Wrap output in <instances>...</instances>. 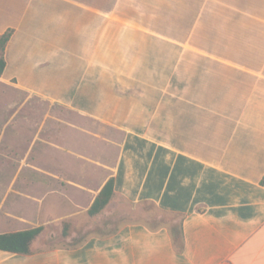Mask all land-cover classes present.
Masks as SVG:
<instances>
[{"label":"crops","instance_id":"obj_1","mask_svg":"<svg viewBox=\"0 0 264 264\" xmlns=\"http://www.w3.org/2000/svg\"><path fill=\"white\" fill-rule=\"evenodd\" d=\"M8 29L0 81L74 119L39 125L47 157L0 172V233L43 226L0 264H264V0H0ZM201 67L162 79L159 131L128 120L144 111L126 107L121 69Z\"/></svg>","mask_w":264,"mask_h":264},{"label":"rangeland","instance_id":"obj_2","mask_svg":"<svg viewBox=\"0 0 264 264\" xmlns=\"http://www.w3.org/2000/svg\"><path fill=\"white\" fill-rule=\"evenodd\" d=\"M201 59L206 58L201 57ZM194 70L202 76L209 74V69L206 67L200 69L147 68L138 69L136 73L129 69H121L123 81L118 87L122 92L132 93L134 97L126 101V107L144 111V115H131L127 117L128 120L131 123L141 120L145 128L159 131L162 79L167 75H177L178 71L181 74H192ZM135 74L136 77H129L135 76ZM64 118L71 120V118L74 119V116L60 107H50L46 102L40 100L28 101V104H23V96L15 85L4 84L0 81V172H8L9 174L15 172L18 159L23 156L33 158L42 155L47 157L49 153L48 143L41 141L40 144H32V138L39 125L55 126L64 123ZM4 129L5 131L2 132ZM42 134L49 135L47 131ZM31 166L32 164L24 165L25 170L27 168L28 171H31L33 169ZM38 166L48 168V163H41ZM120 205H122V210L124 207H128L124 202ZM144 209L154 218L159 219L161 217V213L151 204H144ZM162 217L163 220L172 219L171 216ZM87 231L79 229L76 235H82ZM59 239L58 230L51 231L40 237L38 246L48 247Z\"/></svg>","mask_w":264,"mask_h":264},{"label":"trees","instance_id":"obj_3","mask_svg":"<svg viewBox=\"0 0 264 264\" xmlns=\"http://www.w3.org/2000/svg\"><path fill=\"white\" fill-rule=\"evenodd\" d=\"M13 30L8 29L4 33L0 34V75L5 67L4 59V48L10 38ZM262 182L264 183V177ZM114 180L112 178L108 179L95 199L93 200L91 206L88 209V214L90 216H96L99 214L110 202L114 194ZM171 221L175 218L171 216ZM165 221L162 218H154L153 222ZM166 222V221H165ZM69 225L67 222H63V227L61 230L62 235L68 234ZM43 231V226H38L34 228L18 230L9 233H0V249L16 252V253H30L32 250L30 248L31 242ZM171 233L173 237L174 244L178 251L183 248L182 240V230L178 222H174L171 226Z\"/></svg>","mask_w":264,"mask_h":264}]
</instances>
